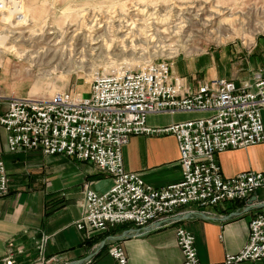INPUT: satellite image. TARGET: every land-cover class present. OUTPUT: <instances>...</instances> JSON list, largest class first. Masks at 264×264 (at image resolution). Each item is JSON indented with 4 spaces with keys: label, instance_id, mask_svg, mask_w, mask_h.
Here are the masks:
<instances>
[{
    "label": "built area",
    "instance_id": "2783aa9c",
    "mask_svg": "<svg viewBox=\"0 0 264 264\" xmlns=\"http://www.w3.org/2000/svg\"><path fill=\"white\" fill-rule=\"evenodd\" d=\"M10 1L0 0V8ZM262 111L264 77L260 74L251 83L212 78L193 87L173 72L171 64L159 62L96 74L86 97L57 92L46 99L9 98L0 112V127L6 133L9 154L59 156L89 164L98 174L113 179L104 193L83 187L82 216L75 228L86 240L126 224L138 228L130 231L132 235L175 226L182 264H202L193 234L177 226L181 221L176 219L187 216L181 209L190 205L212 209L224 202L247 200L264 190V172H241L224 179L216 161L220 152L264 142ZM175 113L206 115L163 128L146 124L148 115ZM169 134L175 137L180 156L182 176L178 183L155 188L124 169L122 150L131 137ZM8 193L9 180L0 154V198ZM199 215L211 216L206 212ZM41 241L33 264H59V256L43 254L46 239ZM105 242L114 264H129L119 243ZM14 258L9 249L0 262L15 264ZM262 259L264 213L250 221L243 248L214 264Z\"/></svg>",
    "mask_w": 264,
    "mask_h": 264
},
{
    "label": "rangeland",
    "instance_id": "374dc122",
    "mask_svg": "<svg viewBox=\"0 0 264 264\" xmlns=\"http://www.w3.org/2000/svg\"><path fill=\"white\" fill-rule=\"evenodd\" d=\"M9 4L0 8V106L13 97L46 99L57 92L86 97L96 74L147 63L171 64L193 87L210 77L242 84L264 75V53L255 52L256 42L264 38V0ZM2 159L8 180L47 177L49 167L59 165L46 158L40 173L29 165L22 172ZM10 169L19 174L8 175Z\"/></svg>",
    "mask_w": 264,
    "mask_h": 264
},
{
    "label": "crops",
    "instance_id": "0c3cea01",
    "mask_svg": "<svg viewBox=\"0 0 264 264\" xmlns=\"http://www.w3.org/2000/svg\"><path fill=\"white\" fill-rule=\"evenodd\" d=\"M258 48L264 53V38L256 42L255 52ZM212 78L215 77L208 79ZM0 107L5 109L6 105ZM205 115H148L146 124L150 128H163ZM262 119L264 124V111ZM0 136V154L12 167L17 165L23 172L29 165L37 169L38 173L42 171L41 161L46 159L42 154H9L5 131L0 129ZM122 158L127 172L138 174L152 187H165L181 180L178 146L171 134L133 136L123 148ZM51 160L59 165L55 169L49 167L47 177L34 174L30 176V181L23 176L9 177V193L0 198V260L11 249L15 253V264H33L39 255L41 240L45 238L43 254L46 257L59 256V264H114V260L107 254V242L103 246L101 242L108 237L138 228L132 224L122 225L109 232L95 234L90 240H86L84 233L75 228V222L82 216L83 187L86 185L98 193H104L111 188L113 179L98 174L86 163H67L70 161L59 156ZM216 161L224 179L241 172H264V142L220 152ZM11 171H8V175L19 174ZM51 175L59 176L54 177L56 182L53 184L50 181ZM181 211L187 212V215L192 214L177 226L193 234L199 261L202 264L219 263L226 254L237 253L246 244L250 221L256 215L264 213V190L256 191L247 200L224 202L212 209L190 205ZM204 212L211 215L209 219L199 215ZM228 216L230 218L226 219ZM116 242L122 246L129 264L183 263L176 244L175 226L145 235L128 234L123 240ZM242 264H264V259Z\"/></svg>",
    "mask_w": 264,
    "mask_h": 264
},
{
    "label": "water",
    "instance_id": "95a60500",
    "mask_svg": "<svg viewBox=\"0 0 264 264\" xmlns=\"http://www.w3.org/2000/svg\"><path fill=\"white\" fill-rule=\"evenodd\" d=\"M233 215H237V214H233ZM191 216H192V214L187 215L185 217H179V218L176 219V221H182V220H185V219H187V218H189ZM201 217L204 218V219H209V218L204 217V216H201ZM228 218H230V216H228L226 219H228ZM130 231H132V230H128V231L122 232V233H120L118 235H114V236L108 237V238H106V241H121L126 236H128V234H130ZM104 244H105V240L101 242V246H103Z\"/></svg>",
    "mask_w": 264,
    "mask_h": 264
},
{
    "label": "trees",
    "instance_id": "16d2710c",
    "mask_svg": "<svg viewBox=\"0 0 264 264\" xmlns=\"http://www.w3.org/2000/svg\"><path fill=\"white\" fill-rule=\"evenodd\" d=\"M116 233V230L114 231V234Z\"/></svg>",
    "mask_w": 264,
    "mask_h": 264
}]
</instances>
